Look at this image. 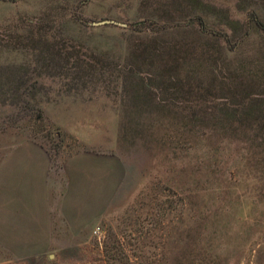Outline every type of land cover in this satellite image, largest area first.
Instances as JSON below:
<instances>
[{
  "label": "rangeland",
  "instance_id": "obj_1",
  "mask_svg": "<svg viewBox=\"0 0 264 264\" xmlns=\"http://www.w3.org/2000/svg\"><path fill=\"white\" fill-rule=\"evenodd\" d=\"M210 1L231 7L233 14L234 5H242V18L243 11L255 7L264 14V0ZM138 4L0 0V79L7 83H0V99L9 83L22 77L20 91L36 93L32 109L0 102V153L30 138L55 157L95 149L116 154L123 167L107 211L74 249L5 264H264V161L258 148L242 144L236 153V145L221 144L224 148L216 152L206 140H163V133L169 134L164 121L153 122L159 127L158 143L144 131L135 146L122 130L118 95L106 89L104 77L96 76L87 86L69 81L66 70L38 77L47 70L36 62L42 46L25 38L32 21L40 20L44 33L84 60L91 53L119 57L130 39L122 27L143 13ZM104 19L125 26L94 24ZM260 40L252 34L247 49Z\"/></svg>",
  "mask_w": 264,
  "mask_h": 264
},
{
  "label": "trees",
  "instance_id": "obj_2",
  "mask_svg": "<svg viewBox=\"0 0 264 264\" xmlns=\"http://www.w3.org/2000/svg\"><path fill=\"white\" fill-rule=\"evenodd\" d=\"M138 5L142 15L122 27L130 39L119 57L91 53L84 60L44 33L40 20L32 21L24 37L42 46L36 62L47 70L38 77L66 70L69 81L86 86L104 77L105 88L118 95L122 130L135 146L144 131L158 143L153 122L164 121L171 136L163 133V140H206L216 152L234 144L236 153L244 144L258 148L263 162L264 14L255 7L242 18V5H234L235 15L231 7L210 0H139ZM255 33L261 40L251 41L249 50ZM25 80L9 83L0 102L34 108L36 93L20 91Z\"/></svg>",
  "mask_w": 264,
  "mask_h": 264
},
{
  "label": "crops",
  "instance_id": "obj_3",
  "mask_svg": "<svg viewBox=\"0 0 264 264\" xmlns=\"http://www.w3.org/2000/svg\"><path fill=\"white\" fill-rule=\"evenodd\" d=\"M123 175L116 154L54 156L26 138L0 153V264L74 249L106 211Z\"/></svg>",
  "mask_w": 264,
  "mask_h": 264
},
{
  "label": "water",
  "instance_id": "obj_4",
  "mask_svg": "<svg viewBox=\"0 0 264 264\" xmlns=\"http://www.w3.org/2000/svg\"><path fill=\"white\" fill-rule=\"evenodd\" d=\"M106 23L125 26V23L119 22V21H115V20H112V19H104V20L95 22L94 24L100 25V24H106Z\"/></svg>",
  "mask_w": 264,
  "mask_h": 264
}]
</instances>
